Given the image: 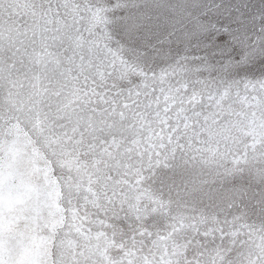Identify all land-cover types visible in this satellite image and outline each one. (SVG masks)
Instances as JSON below:
<instances>
[{
    "label": "snow or ice",
    "instance_id": "1",
    "mask_svg": "<svg viewBox=\"0 0 264 264\" xmlns=\"http://www.w3.org/2000/svg\"><path fill=\"white\" fill-rule=\"evenodd\" d=\"M129 6L0 0V264H264V76H212L205 58L150 66L147 25L115 16ZM257 57L264 46L244 60ZM25 82L55 111L64 243L54 231L51 251L19 230ZM180 166L196 175L183 193L154 189Z\"/></svg>",
    "mask_w": 264,
    "mask_h": 264
},
{
    "label": "rangeland",
    "instance_id": "2",
    "mask_svg": "<svg viewBox=\"0 0 264 264\" xmlns=\"http://www.w3.org/2000/svg\"><path fill=\"white\" fill-rule=\"evenodd\" d=\"M128 3L127 8L115 9V16L121 20L139 16L147 25V30H141L140 51L150 54V66L164 67L183 57L205 58L216 70L212 76L222 69H226L222 74L229 78L264 76V57L244 60L246 54L264 46V0H128ZM146 4L153 7L146 9ZM156 5L167 7L157 9ZM113 32L114 38L122 43L127 39L121 24L114 25ZM22 92L23 89L19 104L23 103ZM195 180L190 168L180 166L159 170L152 184L156 190L164 188L166 195L167 189L172 188L175 198L185 191V185Z\"/></svg>",
    "mask_w": 264,
    "mask_h": 264
},
{
    "label": "clouds",
    "instance_id": "3",
    "mask_svg": "<svg viewBox=\"0 0 264 264\" xmlns=\"http://www.w3.org/2000/svg\"><path fill=\"white\" fill-rule=\"evenodd\" d=\"M23 103L19 104L17 124L20 132L21 155L17 158L16 167L20 178L12 183L21 185L23 203L18 204L17 214L21 217L19 230L26 236L34 237L35 243L51 251L52 235L56 231L57 243H64V238L57 229L60 226L58 205L63 203L64 192L60 177L57 157L50 147V138L44 131L55 111L46 104L32 103L31 90L22 87ZM21 89H18L20 92ZM53 104L56 102L53 101ZM7 196V186L4 189ZM27 217V220L24 219Z\"/></svg>",
    "mask_w": 264,
    "mask_h": 264
}]
</instances>
